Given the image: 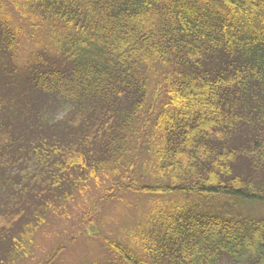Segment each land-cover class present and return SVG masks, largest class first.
Wrapping results in <instances>:
<instances>
[{"label":"trees","instance_id":"trees-1","mask_svg":"<svg viewBox=\"0 0 264 264\" xmlns=\"http://www.w3.org/2000/svg\"><path fill=\"white\" fill-rule=\"evenodd\" d=\"M9 3L47 46L0 0V264L93 191L138 209L86 264H264V0Z\"/></svg>","mask_w":264,"mask_h":264},{"label":"rangeland","instance_id":"rangeland-1","mask_svg":"<svg viewBox=\"0 0 264 264\" xmlns=\"http://www.w3.org/2000/svg\"><path fill=\"white\" fill-rule=\"evenodd\" d=\"M10 1L16 0H5L7 9L14 17V23L17 16ZM16 24L21 26L22 34L19 36L18 46L14 52L13 64L20 71L23 70L28 56L44 50V46H47L45 44L47 37L44 30L33 27L26 19H21ZM36 45L37 48H34ZM31 47L37 52H31ZM58 104L59 106L54 101V107L57 108H54L56 119L60 118L64 108L60 99ZM98 197V192L93 191L86 194L82 201L73 206L69 205L67 211L69 217H66L63 212L57 214L58 210L50 212L47 215L46 224L36 233L33 253L19 264H86L89 261L102 260L106 256L105 250L101 248L96 237L88 235V231L96 230L100 235L106 234L110 237L122 234L137 218L138 205L135 203L134 196H127L126 198H129L128 201L131 202L130 206L127 203L114 205L109 200L103 208L101 203H97ZM255 207L264 216V203H257ZM72 239L75 240L69 242ZM58 246L61 249L53 254Z\"/></svg>","mask_w":264,"mask_h":264}]
</instances>
